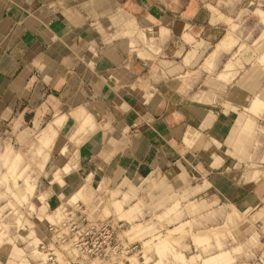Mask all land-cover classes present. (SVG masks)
I'll use <instances>...</instances> for the list:
<instances>
[{"label": "crops", "instance_id": "1", "mask_svg": "<svg viewBox=\"0 0 264 264\" xmlns=\"http://www.w3.org/2000/svg\"><path fill=\"white\" fill-rule=\"evenodd\" d=\"M166 1L0 0V105L31 123L70 107V114L81 112L100 126L86 134L91 154L105 153L121 170L135 176L197 172L196 183L178 181L196 189L199 202L226 200L239 208V201L242 209L264 203V177L236 173L235 155L255 152L256 126L264 125V115L261 121L253 115L254 87L234 86L231 102L174 89L177 78L215 50L219 28L211 20L167 18ZM143 30L151 46L144 51L133 48ZM163 75L165 93L158 80ZM227 169L233 173L225 175ZM226 218L220 209L204 216L198 264H249L234 256L237 245L217 247L225 239L212 233L227 234L223 225L217 229ZM261 259L264 264V253Z\"/></svg>", "mask_w": 264, "mask_h": 264}, {"label": "rangeland", "instance_id": "2", "mask_svg": "<svg viewBox=\"0 0 264 264\" xmlns=\"http://www.w3.org/2000/svg\"><path fill=\"white\" fill-rule=\"evenodd\" d=\"M166 2L171 8L167 18L211 20L219 28L215 50L196 60L173 88L184 89L192 98L200 94L231 102L235 88L250 83L253 115L261 121L264 0ZM140 35L142 42L133 48L148 50L149 35L144 30ZM158 80L165 93L166 76ZM77 113L62 107L51 110L45 122L31 123L0 105V264H198L203 258L197 240L206 226L204 216L219 209L227 218L217 229L223 225L227 234L212 233L225 239L217 247L237 245L235 257L261 264L264 203L242 209L239 201V208L226 200L199 202L196 189L178 181L184 177L196 183L197 172L168 175L163 170L135 176L121 170L105 153L91 154L86 134L100 126ZM256 131L255 152L235 155L242 179L264 177L263 123ZM238 142L231 140L235 146ZM228 191L222 190V200Z\"/></svg>", "mask_w": 264, "mask_h": 264}, {"label": "bare ground", "instance_id": "3", "mask_svg": "<svg viewBox=\"0 0 264 264\" xmlns=\"http://www.w3.org/2000/svg\"><path fill=\"white\" fill-rule=\"evenodd\" d=\"M227 261V260H226Z\"/></svg>", "mask_w": 264, "mask_h": 264}]
</instances>
